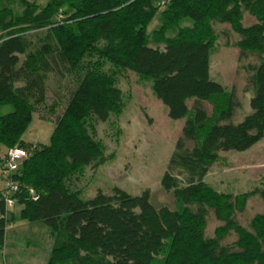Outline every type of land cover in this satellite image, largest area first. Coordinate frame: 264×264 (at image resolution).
I'll list each match as a JSON object with an SVG mask.
<instances>
[{
  "label": "trees",
  "instance_id": "trees-1",
  "mask_svg": "<svg viewBox=\"0 0 264 264\" xmlns=\"http://www.w3.org/2000/svg\"><path fill=\"white\" fill-rule=\"evenodd\" d=\"M156 13L159 26L147 32ZM185 18L190 23L181 26ZM213 23L238 35L239 58L257 60L245 66L250 111L238 122L230 120L239 107L234 92L209 76ZM31 33L40 37L32 40ZM104 62L150 80L167 116L185 117L159 181L173 209L154 205L147 189L131 195L113 187L81 198L69 187L71 174L104 160L89 125L122 106L113 78L99 71ZM47 73L71 75L76 83L47 142H29L22 134L44 104ZM2 105L11 111L0 115V149L26 153L9 174L17 183L12 197L20 219L49 232L45 264H264V213L248 228L238 224L234 211L243 210L246 195L218 194L203 181L219 151H243L264 134V0H3ZM253 191L264 204V189ZM203 205L223 221L212 238L203 236ZM13 220L1 190L0 247ZM229 230L236 238L221 245Z\"/></svg>",
  "mask_w": 264,
  "mask_h": 264
},
{
  "label": "rangeland",
  "instance_id": "rangeland-1",
  "mask_svg": "<svg viewBox=\"0 0 264 264\" xmlns=\"http://www.w3.org/2000/svg\"><path fill=\"white\" fill-rule=\"evenodd\" d=\"M45 1L38 0L39 3ZM16 4L11 5L15 11L19 9ZM249 21L245 16L244 23ZM189 23L190 19L185 18L180 25ZM158 26L159 16L156 13L149 20L146 30L152 31ZM212 27L216 38L209 54V76L222 85L224 90L234 92L239 107L235 109L230 120L238 122L250 111V92L244 89L247 76L245 66L253 65L257 60L252 55L238 57L235 46L238 35L228 24L213 23ZM36 37L40 35L31 33L32 40ZM150 45L153 46L151 43ZM102 65L99 71L113 78L114 85L121 94L122 106L118 112L109 113L106 120L91 122L92 127L89 125L88 131L100 143L104 160L96 165L84 166L81 171L71 174L69 187L79 192L81 198L92 197L97 190L108 194L113 187L131 195L147 189L154 205L164 204L173 209L171 192L162 190L159 181L185 117L171 119L167 116L166 106L152 93L150 80L105 62ZM75 83L71 75L59 77L53 73L46 74L44 104L34 113L22 139L29 142H47L53 124L61 114ZM187 106L190 108L191 100L187 101ZM204 108L207 114L211 112L209 103L204 102ZM9 111V105L0 106V115ZM203 181L218 194L238 197L246 195L243 199L244 208L242 211H234V219L248 228L254 215L264 213L260 191H253L264 189V134L243 151H219ZM17 207L15 205L12 210ZM202 207L205 209L202 220L203 236L212 238L215 228L222 225L223 221L215 218L210 207ZM190 208L195 210L196 206L191 205ZM235 238V232L229 230L218 242L227 245Z\"/></svg>",
  "mask_w": 264,
  "mask_h": 264
},
{
  "label": "crops",
  "instance_id": "crops-1",
  "mask_svg": "<svg viewBox=\"0 0 264 264\" xmlns=\"http://www.w3.org/2000/svg\"><path fill=\"white\" fill-rule=\"evenodd\" d=\"M4 187L0 173V191ZM14 220L6 225L0 264H45L52 246L47 228L40 222H28L18 217L20 205L13 211Z\"/></svg>",
  "mask_w": 264,
  "mask_h": 264
},
{
  "label": "built area",
  "instance_id": "built-area-1",
  "mask_svg": "<svg viewBox=\"0 0 264 264\" xmlns=\"http://www.w3.org/2000/svg\"><path fill=\"white\" fill-rule=\"evenodd\" d=\"M25 155L24 149L18 147L0 149V173L4 182L2 194L7 208L15 204V199L12 197V194L16 193L17 190V183L9 177V174L16 170L19 161Z\"/></svg>",
  "mask_w": 264,
  "mask_h": 264
}]
</instances>
